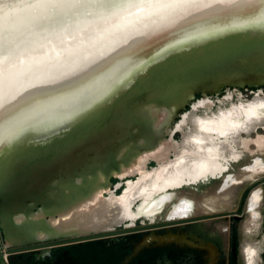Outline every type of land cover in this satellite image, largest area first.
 <instances>
[{"label": "water", "instance_id": "obj_1", "mask_svg": "<svg viewBox=\"0 0 264 264\" xmlns=\"http://www.w3.org/2000/svg\"><path fill=\"white\" fill-rule=\"evenodd\" d=\"M108 27L78 32V48L61 36L29 55L22 50L30 42L22 43L0 63V223L8 239L121 213L144 192L145 161L160 155L157 144L198 94L264 85V0H175ZM109 87L112 94H101ZM133 169L137 186L102 198L100 182Z\"/></svg>", "mask_w": 264, "mask_h": 264}, {"label": "flooded vegetation", "instance_id": "obj_2", "mask_svg": "<svg viewBox=\"0 0 264 264\" xmlns=\"http://www.w3.org/2000/svg\"><path fill=\"white\" fill-rule=\"evenodd\" d=\"M167 132L128 208L47 236L0 223V264H264V85L198 94ZM136 171L107 176L102 198Z\"/></svg>", "mask_w": 264, "mask_h": 264}, {"label": "bare ground", "instance_id": "obj_3", "mask_svg": "<svg viewBox=\"0 0 264 264\" xmlns=\"http://www.w3.org/2000/svg\"><path fill=\"white\" fill-rule=\"evenodd\" d=\"M157 1L0 0V63L16 54L18 51L9 52L22 43L30 42V45L22 50L33 51L29 55L40 53L53 42V38L56 40L61 36H69L75 44L72 47H82L79 44L78 32L83 33L86 30L100 32L107 29L108 26L104 27L106 25H110L108 28L113 27L111 28L113 30L132 24L152 13H143L147 7H156L163 2L169 5L175 0H160L158 3ZM98 20L99 24L95 25ZM67 25L72 26L65 29Z\"/></svg>", "mask_w": 264, "mask_h": 264}, {"label": "rangeland", "instance_id": "obj_4", "mask_svg": "<svg viewBox=\"0 0 264 264\" xmlns=\"http://www.w3.org/2000/svg\"><path fill=\"white\" fill-rule=\"evenodd\" d=\"M165 6H167V4L165 3V2H163V3H161L160 5H157L156 7H154V6H151V7H147L146 8V10H145V12H143L144 14L145 13H149V12H153V11H156V10H159V9H162L163 7H165ZM80 38V37H79ZM79 40V39H78ZM107 47V49H108V51H110L111 50V48L113 47L112 45H111V43L110 44H108V45H106ZM97 52H99V51H97ZM110 91H113V89H112V87H109L108 89H105V90H102V93L101 94H104V93H109ZM116 91V90H115ZM114 91V92H115ZM111 94L113 93V92H110Z\"/></svg>", "mask_w": 264, "mask_h": 264}, {"label": "snow or ice", "instance_id": "obj_5", "mask_svg": "<svg viewBox=\"0 0 264 264\" xmlns=\"http://www.w3.org/2000/svg\"><path fill=\"white\" fill-rule=\"evenodd\" d=\"M72 83H75V81H70L69 84L66 86H71Z\"/></svg>", "mask_w": 264, "mask_h": 264}]
</instances>
